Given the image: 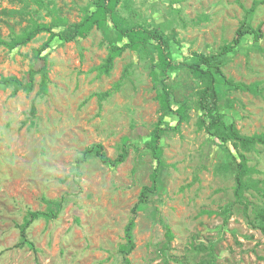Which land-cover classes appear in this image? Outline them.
<instances>
[{
  "label": "rangeland",
  "instance_id": "rangeland-1",
  "mask_svg": "<svg viewBox=\"0 0 264 264\" xmlns=\"http://www.w3.org/2000/svg\"><path fill=\"white\" fill-rule=\"evenodd\" d=\"M94 1L44 0L71 23L80 21ZM253 1L120 0L117 14L128 24L160 30L172 59L181 63L167 72L169 112L162 111L156 98L152 46L147 53L127 49L110 73L100 70L117 40L110 22L84 39L56 37L51 42L44 96L37 94L40 75L31 92L15 96L5 80L17 76L27 82L30 68L44 64L35 51L49 33L17 48L0 46V264H127L119 246L126 242L125 227L142 188L152 185L156 160L146 144L160 118L171 128L161 139L157 188L135 216L131 262L264 264V235L252 227L235 197L231 160L236 150L200 126L199 84L187 66L199 53L231 41L244 20L254 26L263 22L264 2L247 12ZM33 19L52 21L48 9L34 0H0V38L11 39ZM223 59L226 78L260 89H236L217 75L226 121L244 135L264 133V36L258 41L245 37ZM181 105L187 107L188 120L175 112ZM125 138L129 155L119 166L95 155L78 162L93 143H102L111 158L117 157ZM248 156L259 171L254 176L264 179V145ZM245 194L253 215L254 205H264V196ZM51 209H60L57 218H39L27 238L21 236L19 225L29 210Z\"/></svg>",
  "mask_w": 264,
  "mask_h": 264
},
{
  "label": "trees",
  "instance_id": "trees-1",
  "mask_svg": "<svg viewBox=\"0 0 264 264\" xmlns=\"http://www.w3.org/2000/svg\"><path fill=\"white\" fill-rule=\"evenodd\" d=\"M39 6L46 7L48 13L52 17V21L41 22L32 20L22 32L15 34L11 39L0 38V46L4 45L9 49L24 46L32 41L38 34L48 32L49 37L41 46L35 51V58L42 60L44 64L40 68L31 67L29 70V78L24 82L17 76H9L5 83L13 86L12 95L15 96L21 90L31 92L34 88V81L37 75L41 76L40 87L37 92L38 96H44L49 91V52L51 42L56 38L64 41H75L88 37L97 27L103 28L107 22L114 25L117 30V40L112 45L105 62L101 65L100 70L105 73H110L114 66V61L121 56L123 52L130 49L133 52L144 50L146 53L148 48L152 46L151 61L153 69V80L157 88L156 98L160 102L163 112L172 111L171 105V90L167 83V72L170 69L177 68L181 63L175 62L171 57L170 43L167 37L156 28H149L141 24H128L124 17L117 14V8L120 0H95L93 5H88L85 8L83 18L78 22H69L68 19L61 17L58 14V9L49 7L44 0H34ZM264 0H254L252 6L247 9L248 13H252L256 8L262 4ZM8 14L18 12L14 10H4ZM126 23V25H124ZM64 25L60 30H54L53 26ZM264 36V21L257 26L244 20L233 37L227 43L221 45L217 50L209 53H199L198 59L192 63L187 64L192 71L194 77L198 80L199 88L197 89V105L200 110L199 124L211 138H216L222 143H231L236 150L233 153L231 160L235 170V197L236 201L244 204V211L248 216V221L252 227L257 228L264 235V205H254L252 211L253 215L248 212L249 200L246 197V192L255 191L264 196V179L256 178L254 175L259 171L254 165L249 164L250 157L248 153L255 151L258 145H264V133L253 135H244L235 126L234 123H228L225 119V114L221 111V95L217 87V75L222 76L225 82L232 85L236 89L243 91L260 92V89L254 84H246L243 82H235L233 79L226 78L222 71L224 64L223 57L231 52H234L237 46L245 37H252L258 41ZM121 83L118 84V87ZM180 116V120H188L187 107L181 105L175 110ZM160 118L154 129L150 133V141L146 144L152 150L156 166L152 173V185L144 186L140 192L139 200L132 209L133 217L129 220L125 227L126 242L120 244L119 252L124 255L127 264H133L129 255L135 249L134 228L136 225V214L141 204L149 202V193L155 192L159 178L160 168L163 164V146L161 139L163 134L171 127L165 125ZM180 123L173 129L177 128ZM128 138H125L121 147V151L115 158H111L102 143L91 144L83 153V157L78 160L79 163L84 162L89 156H97L101 162L117 167L124 163L129 155L127 147ZM60 213L59 210L51 209L49 211L29 210L24 216L23 222L19 225L20 233L23 238H27V231L32 223L42 217L57 218ZM167 234L169 239H172V231L167 227ZM23 241L17 245H22ZM202 248V247H201Z\"/></svg>",
  "mask_w": 264,
  "mask_h": 264
}]
</instances>
